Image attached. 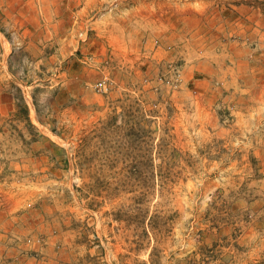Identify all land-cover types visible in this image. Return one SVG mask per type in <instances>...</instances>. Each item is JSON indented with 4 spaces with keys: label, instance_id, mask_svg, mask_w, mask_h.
<instances>
[{
    "label": "rangeland",
    "instance_id": "1",
    "mask_svg": "<svg viewBox=\"0 0 264 264\" xmlns=\"http://www.w3.org/2000/svg\"><path fill=\"white\" fill-rule=\"evenodd\" d=\"M222 1L0 0V264H264V0Z\"/></svg>",
    "mask_w": 264,
    "mask_h": 264
},
{
    "label": "crops",
    "instance_id": "2",
    "mask_svg": "<svg viewBox=\"0 0 264 264\" xmlns=\"http://www.w3.org/2000/svg\"><path fill=\"white\" fill-rule=\"evenodd\" d=\"M113 2V0H111V3ZM234 2V0H233ZM121 4L116 5L117 7L115 11L119 12V13H125L126 16L123 14V16H125L124 18L127 22L129 27H134V28H141V29H145L146 27H149L150 29L152 28V33L150 32V35H152L153 37L157 36L156 32L159 31L161 29V25L163 23H167V20L169 19V14L170 13H179L181 15H185L186 19H187V14L188 11H206L210 10V8L212 7V3L208 4L205 3V0H120ZM113 4L110 5V9L111 11H114L113 9ZM237 5H234L233 3H230L229 1H225L223 0L220 3L216 4V8L220 11H225L226 8L229 9V7H233L236 8ZM163 12L164 15L166 14V17H161L160 13ZM184 13V14H183ZM109 16V15H108ZM165 18V19H164ZM239 16L237 18L236 16V22L240 21L239 20ZM232 21V22H234ZM226 21H225V17L222 19V23L219 24L218 27H220V29H222V34H223V38H228L229 36L235 34L236 31H230V29H226V25H225ZM249 23V21H248ZM211 28H214L213 25H209ZM133 28V29H134ZM156 29V30H155ZM126 32H128L127 28H126ZM159 33V32H158ZM221 34V35H222ZM182 35L187 36V34H182V31H179V34H173V43L175 44V42H177L176 40L179 39L178 37H181ZM161 36V35H160ZM177 36V37H176ZM152 37V38H153ZM169 38V35L167 36ZM166 37V38H167ZM155 38H153L154 40ZM182 40H180L181 42ZM219 51V50H218ZM222 55L220 54L221 58H226L225 57V52L222 51L221 52ZM237 52H233V56L236 55ZM0 75H1V69H0ZM8 137V143L11 142L10 138H11V133H8L7 135ZM5 136L4 134L1 136L0 135V176L2 174V172L4 171V166L5 165V158H6V154H7V158H9L11 155L14 154V152L16 153V149H12L13 151L11 152V149H8V151L2 147L3 142L5 141ZM10 148V147H9ZM6 161V160H5ZM7 210V208H6Z\"/></svg>",
    "mask_w": 264,
    "mask_h": 264
},
{
    "label": "trees",
    "instance_id": "3",
    "mask_svg": "<svg viewBox=\"0 0 264 264\" xmlns=\"http://www.w3.org/2000/svg\"><path fill=\"white\" fill-rule=\"evenodd\" d=\"M23 103H24V105L21 106V108H24V112H25L26 116H28L29 109H28V106L25 104V100L24 99H23ZM28 120H29V117H28Z\"/></svg>",
    "mask_w": 264,
    "mask_h": 264
}]
</instances>
